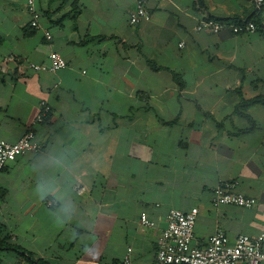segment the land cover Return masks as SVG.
Returning a JSON list of instances; mask_svg holds the SVG:
<instances>
[{"label":"crops","instance_id":"1","mask_svg":"<svg viewBox=\"0 0 264 264\" xmlns=\"http://www.w3.org/2000/svg\"><path fill=\"white\" fill-rule=\"evenodd\" d=\"M34 1L38 28L27 0H0V140L32 126L40 146L0 170V225L21 249L0 248V264H117L129 248L131 264H154L170 209H198L197 246L217 228L231 243L264 235V105L237 109L264 96V29L195 30L255 18L254 1L142 0L151 19L137 25V0ZM52 51L65 68L29 67ZM42 100L51 114L32 125ZM42 181L54 190L41 200ZM231 181L254 207L211 204ZM58 196L74 208L63 222Z\"/></svg>","mask_w":264,"mask_h":264},{"label":"built area","instance_id":"2","mask_svg":"<svg viewBox=\"0 0 264 264\" xmlns=\"http://www.w3.org/2000/svg\"><path fill=\"white\" fill-rule=\"evenodd\" d=\"M164 1V0H159ZM260 18V25L264 29V0H253ZM27 12L30 15V26L38 28L40 12L35 6L34 0H27ZM151 12L146 8L142 0H137L135 7L129 16V23L137 25L142 21H149ZM229 28L234 34L254 33L257 26L253 21L234 24L225 21H217L213 18L200 20L196 31H207L209 33H219L222 29ZM47 40L52 36L49 31L45 32ZM34 71L57 72L66 67L63 57L52 51L48 55V63L30 64ZM51 114L50 104L42 100L39 103L38 111L32 125L43 123ZM35 131L29 126L24 135L15 143H8L0 140V170L9 162L26 153H36L40 151V146L35 139ZM238 181L224 182L219 184L212 191L211 204L214 207L221 205H233L243 208L255 206V199L247 197L238 191ZM85 187L79 186L77 193L83 194ZM198 209L191 208L183 212L178 209H170L166 214V226L157 238V250L154 264H264V235L250 237L249 235H239L231 243L225 232L217 228L207 239L203 246L195 244L194 229L198 216ZM139 224L146 228H155L156 224L150 220L148 215L142 212L139 216ZM131 249L117 264H131Z\"/></svg>","mask_w":264,"mask_h":264},{"label":"trees","instance_id":"3","mask_svg":"<svg viewBox=\"0 0 264 264\" xmlns=\"http://www.w3.org/2000/svg\"><path fill=\"white\" fill-rule=\"evenodd\" d=\"M213 19H215V18H213ZM215 20L230 22V21H227V20H220V19H215ZM248 21H253L256 24L257 28H258V26H261L260 25V18H259L258 15L255 16V18L249 19ZM231 23H234V22H231ZM241 23H243V22H241ZM2 79H3V76H2V74L0 72V81ZM255 104L264 105V96L256 97V98H253V99L248 100V101L242 99V97H241L240 103H239L237 109L245 108V107H248V106H251V105H255ZM0 248H7V249H10V250H15L16 252L21 250L19 247H15V246H13V245L8 243V237L6 235L5 228L2 225H0ZM25 259L27 261H29L30 263H32V264L33 263H35V264H47L46 262H44L42 260H35L34 257L32 255H30V254H28L25 257Z\"/></svg>","mask_w":264,"mask_h":264},{"label":"clouds","instance_id":"4","mask_svg":"<svg viewBox=\"0 0 264 264\" xmlns=\"http://www.w3.org/2000/svg\"><path fill=\"white\" fill-rule=\"evenodd\" d=\"M54 164L56 166H62L63 161L60 159H56L54 161ZM54 190V185L50 184L47 181H42L40 184L37 186V195L39 198L42 200L44 199L47 195L51 194ZM57 199L61 200V205L58 210V218L63 222L71 218L74 208L70 200L67 199H62L60 196L56 197Z\"/></svg>","mask_w":264,"mask_h":264}]
</instances>
